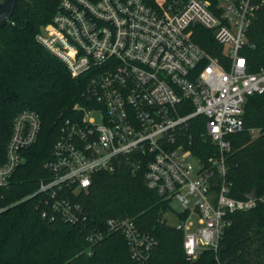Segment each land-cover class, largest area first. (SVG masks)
Here are the masks:
<instances>
[{
    "label": "built area",
    "instance_id": "2783aa9c",
    "mask_svg": "<svg viewBox=\"0 0 264 264\" xmlns=\"http://www.w3.org/2000/svg\"><path fill=\"white\" fill-rule=\"evenodd\" d=\"M262 8L264 0H172L162 10L143 0H60L35 38L73 77L90 78L86 104L73 105L76 116L60 127L45 163L51 176L37 189L42 217L82 222L83 209L69 195L86 190L94 173L113 171L120 157L140 154L148 157L146 187L182 205L174 227L183 234L187 259L216 250L232 213L264 204V193L232 197L226 181L230 135L244 128L247 97L264 91V68L249 71L240 53ZM196 26L212 33L221 56L192 41ZM194 118L203 119L200 135L216 147L205 160L189 148L191 135L184 140ZM40 126L31 109L13 118L0 187L22 162V150L36 142ZM107 227L126 237L133 258L146 257L154 244L132 219H109ZM88 238L94 243L102 234Z\"/></svg>",
    "mask_w": 264,
    "mask_h": 264
},
{
    "label": "trees",
    "instance_id": "16d2710c",
    "mask_svg": "<svg viewBox=\"0 0 264 264\" xmlns=\"http://www.w3.org/2000/svg\"><path fill=\"white\" fill-rule=\"evenodd\" d=\"M59 1L16 0L11 17L0 27V164L15 115L31 109L41 119L36 142L22 150V162L8 184L0 187V264H264L261 203L230 215L231 224L221 233L216 250L205 249L195 260L187 259L182 232L163 218L168 201L145 185L148 157L140 154L120 157L113 171L94 173L86 190L69 195L83 209L82 222L70 224L59 215L53 220L42 217L43 194L37 189L40 180L51 176L45 163L52 159L60 127L76 116L73 105L86 104L83 92L90 78L88 73L73 77L65 63L35 38L51 21ZM171 1L143 0L157 10ZM191 38L209 55L221 56L222 47L210 31L193 27ZM240 53L249 71L264 68V8L249 26ZM202 121H190L184 140L191 135L189 148L205 160L216 147L200 135ZM243 122V130L230 135L231 151L226 155V181L237 199L264 193V91L247 97ZM132 159L137 164L134 170ZM125 218L154 241L146 257L133 258L126 237L108 230L109 219ZM93 233L102 238L91 243L88 237Z\"/></svg>",
    "mask_w": 264,
    "mask_h": 264
},
{
    "label": "rangeland",
    "instance_id": "374dc122",
    "mask_svg": "<svg viewBox=\"0 0 264 264\" xmlns=\"http://www.w3.org/2000/svg\"><path fill=\"white\" fill-rule=\"evenodd\" d=\"M193 203L194 201L191 200L189 208L193 207ZM182 210V205L177 199L173 198L169 203V209L163 215L165 222L170 226H175L179 222L178 214L181 213Z\"/></svg>",
    "mask_w": 264,
    "mask_h": 264
},
{
    "label": "water",
    "instance_id": "95a60500",
    "mask_svg": "<svg viewBox=\"0 0 264 264\" xmlns=\"http://www.w3.org/2000/svg\"><path fill=\"white\" fill-rule=\"evenodd\" d=\"M16 0H0V27L11 17Z\"/></svg>",
    "mask_w": 264,
    "mask_h": 264
}]
</instances>
